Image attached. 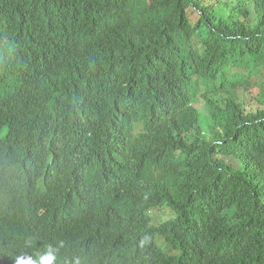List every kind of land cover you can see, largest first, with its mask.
I'll return each mask as SVG.
<instances>
[{
	"label": "trees",
	"instance_id": "16d2710c",
	"mask_svg": "<svg viewBox=\"0 0 264 264\" xmlns=\"http://www.w3.org/2000/svg\"><path fill=\"white\" fill-rule=\"evenodd\" d=\"M262 91L264 0H0V264H264Z\"/></svg>",
	"mask_w": 264,
	"mask_h": 264
},
{
	"label": "rangeland",
	"instance_id": "374dc122",
	"mask_svg": "<svg viewBox=\"0 0 264 264\" xmlns=\"http://www.w3.org/2000/svg\"><path fill=\"white\" fill-rule=\"evenodd\" d=\"M221 81H222V80H221ZM221 81H220L219 83H221ZM260 89L263 90L262 87H260V86H256V87L253 88V91H254L255 94H259ZM263 92H264V91H262V93H263ZM252 102H253V104H256V102H258V101H257V100H253ZM199 106H200V104H198V107H199ZM162 217H163L164 219H168V218H170V214L167 212V213L164 214V216H163V214H162ZM161 242H162V243H165V241L162 240V239H161Z\"/></svg>",
	"mask_w": 264,
	"mask_h": 264
},
{
	"label": "clouds",
	"instance_id": "9594fccd",
	"mask_svg": "<svg viewBox=\"0 0 264 264\" xmlns=\"http://www.w3.org/2000/svg\"><path fill=\"white\" fill-rule=\"evenodd\" d=\"M48 264H52V261L55 260V255L52 252L47 254ZM16 264H26V262L22 258H17Z\"/></svg>",
	"mask_w": 264,
	"mask_h": 264
}]
</instances>
